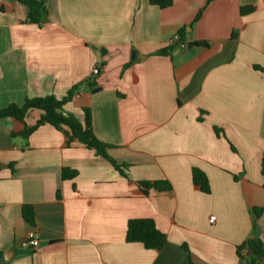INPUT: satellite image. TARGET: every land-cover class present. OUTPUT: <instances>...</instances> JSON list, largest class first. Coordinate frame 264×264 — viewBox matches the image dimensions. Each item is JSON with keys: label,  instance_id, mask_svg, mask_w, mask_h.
Here are the masks:
<instances>
[{"label": "crops", "instance_id": "0c3cea01", "mask_svg": "<svg viewBox=\"0 0 264 264\" xmlns=\"http://www.w3.org/2000/svg\"><path fill=\"white\" fill-rule=\"evenodd\" d=\"M208 1L160 9L149 0H47L39 27L27 6L0 0V110L63 99L82 84L65 111L83 121L90 109L95 136L125 166L68 146L50 125L25 140L24 123L0 120V264H264L250 248L238 254L247 241L264 244V0ZM179 33L184 43L169 45ZM196 42L208 48L188 46ZM90 79L101 90L84 86ZM193 168L210 194L193 188ZM63 169L77 176L65 180ZM140 181L173 190L143 194ZM253 208L262 209L256 220ZM132 219H152L167 244L127 243Z\"/></svg>", "mask_w": 264, "mask_h": 264}, {"label": "trees", "instance_id": "16d2710c", "mask_svg": "<svg viewBox=\"0 0 264 264\" xmlns=\"http://www.w3.org/2000/svg\"><path fill=\"white\" fill-rule=\"evenodd\" d=\"M18 2L24 4L28 7L27 21L41 27L47 17V0H17ZM209 0L208 2H211ZM150 4L157 6L160 9H167L173 5V0H149ZM252 8H243L242 14H247L251 12ZM179 42L171 45L173 47L179 46L184 43V34L179 33ZM189 47H199L208 48L207 42H196L188 43ZM173 47L166 50L159 51L158 54L169 55L173 50ZM103 55L106 54L104 49H100ZM258 70L262 68L256 66ZM89 89L96 88L95 81L90 79L85 83ZM83 87L82 84L76 85L69 89L67 95L63 99H57L54 96L47 97H35L28 98L25 102L18 106L16 104H11L7 108L0 110V120L14 118L25 124L26 128L21 136L27 140L29 136L35 132L39 127L44 125H50L59 131H62L67 137V145L71 146L73 143L77 142L84 145L90 150H94L97 155L105 158L110 162L113 167L119 172L123 173L122 168L124 165H119L110 155V146L102 141H100L94 134L92 115L88 108L83 109L84 119L81 121L77 116L65 111V105L69 103L75 94ZM40 111L41 117L37 120L35 125L28 126L25 119L31 111ZM202 121V118H199ZM215 133L217 136L224 135L223 130L215 128ZM261 174L264 181V155L261 163ZM77 176V172L69 169H63L62 178L65 180L73 179ZM192 184L196 191L204 194H210L211 188L207 175L199 168L192 169ZM139 191L143 194H149L150 190H155L157 192H171L173 190L172 185L168 181H140L137 182ZM264 186V183H263ZM254 219L259 218L262 209L253 208L251 210ZM22 217L31 226H35V213L34 208L31 205H24L21 209ZM126 242L127 243H140L148 250H161L167 244V236L161 232L155 222L152 219H132L128 222L126 231ZM248 248H253L255 254L260 255L264 258V244L256 239L245 242L238 248V254L241 259H244L242 252ZM0 258H2V253H0ZM255 263V259L252 258V263Z\"/></svg>", "mask_w": 264, "mask_h": 264}, {"label": "built area", "instance_id": "2783aa9c", "mask_svg": "<svg viewBox=\"0 0 264 264\" xmlns=\"http://www.w3.org/2000/svg\"><path fill=\"white\" fill-rule=\"evenodd\" d=\"M178 42H179V36H178V34L175 35L174 37H172L171 39H169V41H168L169 45H174V44H176V43H178ZM99 72H100V71H99V67H95V68L93 69L92 74H93V75H98ZM26 245H27L28 247L32 248V249H35V248H37V247L39 246V237H38V235H37L36 232L33 233V234H31V235L27 238Z\"/></svg>", "mask_w": 264, "mask_h": 264}, {"label": "water", "instance_id": "95a60500", "mask_svg": "<svg viewBox=\"0 0 264 264\" xmlns=\"http://www.w3.org/2000/svg\"><path fill=\"white\" fill-rule=\"evenodd\" d=\"M99 90H101V89H100V88L93 89V90H92V93H96V92H98ZM20 242H21V241H20ZM249 254H250L251 256L254 255V249H253V248H250ZM258 257H259V256H258ZM243 264H248V262H247L246 260H244V261H243Z\"/></svg>", "mask_w": 264, "mask_h": 264}]
</instances>
